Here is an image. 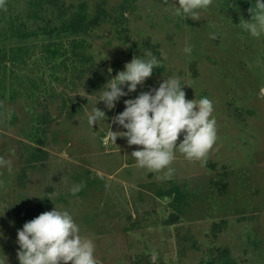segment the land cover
Returning a JSON list of instances; mask_svg holds the SVG:
<instances>
[{
  "label": "rangeland",
  "instance_id": "1",
  "mask_svg": "<svg viewBox=\"0 0 264 264\" xmlns=\"http://www.w3.org/2000/svg\"><path fill=\"white\" fill-rule=\"evenodd\" d=\"M38 1L0 0V48L17 53L3 76L0 105V230L6 237L0 249L8 264H19L17 213L37 209L44 199L45 211L54 205L69 211L81 234L93 239L97 264H210L224 249L223 264H264V33L252 36L240 23L251 19L254 0H210L196 20L174 15L175 0H107L122 22L79 35L90 46L77 60L73 36L15 32L27 35L48 21L59 25L52 11H39ZM98 1L60 3L85 2L93 14ZM147 43L160 52L159 67L112 110L98 102L106 119L89 125L87 113L101 94L89 91L92 68H110L115 76V67L122 70ZM166 76L187 84V99L207 96L216 119V139L203 162L177 151L167 178L137 167L130 155L142 146L113 141L107 125L123 131L112 124L123 101ZM40 151L47 157L35 161ZM75 185L80 189L73 193ZM171 215L177 217L169 225ZM222 221L226 225L214 233Z\"/></svg>",
  "mask_w": 264,
  "mask_h": 264
},
{
  "label": "clouds",
  "instance_id": "2",
  "mask_svg": "<svg viewBox=\"0 0 264 264\" xmlns=\"http://www.w3.org/2000/svg\"><path fill=\"white\" fill-rule=\"evenodd\" d=\"M209 3L210 0H175L171 10L176 16L196 20ZM254 4L255 12L249 9L251 19L240 20V23L250 35L259 36L264 33V0H254ZM183 51L190 54L191 46L186 45ZM159 63L151 52H144L134 55L122 70L116 71L115 76L111 75L112 69L109 68L108 78L99 88L100 98L87 113L89 125L93 127L106 119L105 111L97 107L98 102L102 101L105 109L112 110L122 97L135 92L138 85L143 86ZM183 85L179 77L166 76L158 86L123 101V110L112 117V124L123 131H113L111 124H107L108 135L113 141L122 137L129 146H142L135 148L130 155L137 167L163 171L165 178L173 171L169 165L177 151L189 161L203 162L216 139L212 101L207 96L187 99ZM79 189L80 186L75 185L71 190L75 193ZM2 239L6 237L0 230ZM15 242L19 264H97L93 239L81 234L69 211L60 210L55 205L24 222L16 230ZM0 264H8L2 249Z\"/></svg>",
  "mask_w": 264,
  "mask_h": 264
},
{
  "label": "trees",
  "instance_id": "3",
  "mask_svg": "<svg viewBox=\"0 0 264 264\" xmlns=\"http://www.w3.org/2000/svg\"><path fill=\"white\" fill-rule=\"evenodd\" d=\"M33 4L39 5V11H47L50 10L53 14H56V19L59 21V25L55 27H49L50 22L48 21L45 27H41L37 31H33V33L25 34L19 29H15V32L18 36L25 37V36H34L39 37L40 34L47 35L48 37H52L54 34L58 36H73L74 38L71 41V52L74 58L79 59L81 58L82 49L88 48L90 45L86 43L85 39L79 38V35H88L90 32L94 31L97 27H99L102 23L114 20L115 22H122V16L114 17L107 8V0H99L98 3L95 5L94 13L90 14L88 11V6L85 2L79 3L77 6H63L60 3V0H39L37 3L33 2ZM73 8V9H72ZM123 9V8H122ZM33 10V9H32ZM38 9L34 10L32 13L36 18H42L41 12ZM125 10L123 9V12ZM4 13V4L0 3V36L1 33L4 32L3 22L5 19ZM6 30V29H5ZM78 36V37H77ZM1 39V38H0ZM52 53H56V49H50ZM14 49H7L6 47L0 48V105L5 99L6 90L4 88V79L3 76L6 74L7 64L8 61H11V54H17L14 52ZM58 52V50H57ZM144 52H151L153 55L157 57L160 61V52L156 45H152L150 43L145 44L142 49L137 53V55H141ZM83 59V58H82ZM81 60V59H80ZM119 70V66L115 67L114 72ZM93 76L95 81L91 82V87L89 88L90 92H96L100 90L99 88L102 86L103 83L106 82L108 78V70H102L100 67L95 66L92 68ZM48 121L47 118H43V123ZM43 132H46V129H42ZM38 143H42L41 140H37ZM43 154V157L39 153H35L33 158L35 161L44 160L47 157L44 151H40ZM24 176V175H23ZM222 188H225V185H222ZM48 200L44 199L37 209H25L20 211L16 215V222L19 228L22 227L24 222L31 220L32 218L36 217L40 213L46 210V206L48 205ZM175 215H171L170 218L167 220V224L172 225L176 221ZM226 225L225 221H222L221 224H215L213 226L214 233H219L223 226ZM228 253L226 249L218 250V254L214 257L210 264H223L225 263V256Z\"/></svg>",
  "mask_w": 264,
  "mask_h": 264
},
{
  "label": "water",
  "instance_id": "4",
  "mask_svg": "<svg viewBox=\"0 0 264 264\" xmlns=\"http://www.w3.org/2000/svg\"><path fill=\"white\" fill-rule=\"evenodd\" d=\"M264 91V90H263Z\"/></svg>",
  "mask_w": 264,
  "mask_h": 264
}]
</instances>
